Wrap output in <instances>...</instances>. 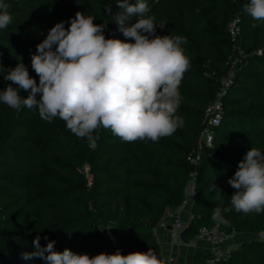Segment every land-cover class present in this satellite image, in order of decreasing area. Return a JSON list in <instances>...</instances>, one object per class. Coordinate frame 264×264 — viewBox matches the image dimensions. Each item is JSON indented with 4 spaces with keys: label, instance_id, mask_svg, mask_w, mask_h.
Here are the masks:
<instances>
[{
    "label": "trees",
    "instance_id": "obj_1",
    "mask_svg": "<svg viewBox=\"0 0 264 264\" xmlns=\"http://www.w3.org/2000/svg\"><path fill=\"white\" fill-rule=\"evenodd\" d=\"M5 2L10 4L12 21L0 29V90L11 84L3 75L20 62L39 82L31 67L36 46L56 23L65 21L68 28L77 12L93 16L96 24H107L106 38L127 39L112 18L121 11L116 0ZM146 2L149 15L167 22L164 28L157 27L156 35L186 37L182 47L190 68L180 85L182 100L176 113L183 118V127L155 143L124 142L110 130L100 129L94 133L100 138L92 146L59 118L49 123L38 110L22 106L17 112L0 102V264H45L39 258L21 256L35 250L32 242L37 236L41 246L55 241L54 250L59 252L68 248L94 256L120 250L127 255L151 248L161 258L158 222L185 198L192 171L187 156L198 147L206 110L228 74L234 43L247 57L235 67L233 84L223 97L213 145L202 149L197 192L182 237L190 240L201 228L215 226L228 234L264 231V213L233 209L224 213L226 225L211 219L215 207L231 206L235 189L227 181L247 151L264 152V21H253L244 11L250 0ZM236 17L241 33L233 41L229 24ZM28 94L20 89L22 97ZM214 185L224 194L222 202L210 191ZM105 227L111 229L115 244L105 238ZM211 257L199 251L194 264H206ZM216 264H264V241L242 243Z\"/></svg>",
    "mask_w": 264,
    "mask_h": 264
},
{
    "label": "clouds",
    "instance_id": "obj_2",
    "mask_svg": "<svg viewBox=\"0 0 264 264\" xmlns=\"http://www.w3.org/2000/svg\"><path fill=\"white\" fill-rule=\"evenodd\" d=\"M116 3L121 11L112 18L127 39L106 38L107 24H96L93 16L77 12L68 28L65 21L56 23L36 46L31 67L39 82L22 62L17 63L3 75L11 84L0 90V102L17 112L22 106L38 110L49 123L59 118L71 133L92 146L100 138L94 135L100 129L110 130L124 142L155 143L183 127L184 120L176 113L182 100L180 85L190 68L182 47L186 37L156 35L157 27L164 28L167 22L149 15L146 0ZM9 8L0 0V29L12 21ZM111 11L108 6L106 12ZM244 11L253 21H264V0H250ZM20 89L29 93L26 98ZM227 183L235 189L231 206L215 207L214 222L228 224L224 213L233 209L264 213V152L250 148ZM213 190L215 199L222 202V191L216 185ZM32 243L35 250L22 253V259L39 258L45 264H174L173 257L158 258L151 248L127 255L117 250L90 256L68 248L56 251L55 241L41 246L39 236Z\"/></svg>",
    "mask_w": 264,
    "mask_h": 264
},
{
    "label": "built area",
    "instance_id": "obj_3",
    "mask_svg": "<svg viewBox=\"0 0 264 264\" xmlns=\"http://www.w3.org/2000/svg\"><path fill=\"white\" fill-rule=\"evenodd\" d=\"M229 33L233 41H235V39L240 36L241 28L240 19L238 17H236L229 24ZM233 49L235 53L230 62L228 74L222 78L220 88L216 93V96L213 99L212 103L206 110L205 128L200 134L198 147L196 150L191 151L187 156V160L192 166V171L190 173L191 179L185 187V198L181 204L177 205L174 209L168 210L165 213V215L158 222L156 230L157 232L160 230H166L171 239V244L181 248L192 247L198 242L208 243L211 247L209 253L212 254V257L207 260L206 264H216L219 260L230 257L232 250L234 249L228 244L230 234L225 232L223 229H220L218 226H215L211 229L203 227L194 238L190 240H184L182 237V232L185 228L186 223L183 218V213L186 211V208H189L191 206L195 198L197 192L196 180L198 167L201 160L202 149L210 148L213 145V128L217 126L221 121L223 97L225 96L227 90L233 84L234 69L247 57V54L240 48L238 44L234 43ZM261 52V50H257L256 53L261 54ZM102 232L105 238L110 242V244H115V237L109 227H105ZM157 241L160 244L158 236ZM169 256L174 258V264H182L174 253H162L161 258H166Z\"/></svg>",
    "mask_w": 264,
    "mask_h": 264
},
{
    "label": "crops",
    "instance_id": "obj_4",
    "mask_svg": "<svg viewBox=\"0 0 264 264\" xmlns=\"http://www.w3.org/2000/svg\"><path fill=\"white\" fill-rule=\"evenodd\" d=\"M189 209L190 208H188V211ZM186 213L187 210L183 213V216ZM190 218L191 216H189L188 221L190 220ZM156 235L159 237L160 240L161 253H174L182 264H194V256L197 252L201 251L209 253L211 248L210 245L206 242H198L197 244L189 248H181L178 246H174L171 244V239L166 230H160L157 232Z\"/></svg>",
    "mask_w": 264,
    "mask_h": 264
},
{
    "label": "rangeland",
    "instance_id": "obj_5",
    "mask_svg": "<svg viewBox=\"0 0 264 264\" xmlns=\"http://www.w3.org/2000/svg\"><path fill=\"white\" fill-rule=\"evenodd\" d=\"M85 172L86 173L88 172V167H85ZM186 210H187V213L184 214V217H183L185 223L188 221L189 216H191L190 209L188 211V208H186ZM252 239H258V240H263L264 241V231L261 232V233H258V234L247 233V232L230 234V237H229V240H228V244L230 246H232L233 248H236L239 245H241L242 243L248 242V241H250Z\"/></svg>",
    "mask_w": 264,
    "mask_h": 264
}]
</instances>
